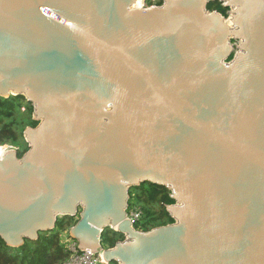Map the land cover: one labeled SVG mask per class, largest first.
Wrapping results in <instances>:
<instances>
[{
    "label": "water",
    "instance_id": "water-1",
    "mask_svg": "<svg viewBox=\"0 0 264 264\" xmlns=\"http://www.w3.org/2000/svg\"><path fill=\"white\" fill-rule=\"evenodd\" d=\"M137 1L0 0V96L38 122L0 157V237L74 217L107 264H264V0ZM147 182L174 221L144 231Z\"/></svg>",
    "mask_w": 264,
    "mask_h": 264
},
{
    "label": "trees",
    "instance_id": "trees-1",
    "mask_svg": "<svg viewBox=\"0 0 264 264\" xmlns=\"http://www.w3.org/2000/svg\"><path fill=\"white\" fill-rule=\"evenodd\" d=\"M163 1L157 0L158 5ZM210 9L228 16L229 8L219 1L211 3ZM37 124L33 119V106L23 96H0V145L19 146L20 156L23 155L28 149L24 131L26 127ZM130 193L129 209L138 206L142 212L141 220L135 224L137 229L147 231L174 221L166 208L174 200L165 187L147 182L131 188ZM76 221L74 217L63 219L53 231L40 233L38 240H27L19 248L7 246L0 237V264H61L69 257V252L61 240V233L69 230ZM123 239V234L108 228L103 232L102 244L104 247H113L117 241Z\"/></svg>",
    "mask_w": 264,
    "mask_h": 264
},
{
    "label": "built area",
    "instance_id": "built-area-1",
    "mask_svg": "<svg viewBox=\"0 0 264 264\" xmlns=\"http://www.w3.org/2000/svg\"><path fill=\"white\" fill-rule=\"evenodd\" d=\"M10 150H16L17 152H21V148L19 146H14L11 144H1L0 157L4 156ZM141 217H142V212L139 207L133 206L131 209L128 210V218L133 222L134 225L141 220ZM64 244L69 252V257L66 260H64L61 264H104L105 263L101 252H94V251L80 249L78 247V243L72 237L69 238L66 242H64Z\"/></svg>",
    "mask_w": 264,
    "mask_h": 264
},
{
    "label": "rangeland",
    "instance_id": "rangeland-1",
    "mask_svg": "<svg viewBox=\"0 0 264 264\" xmlns=\"http://www.w3.org/2000/svg\"><path fill=\"white\" fill-rule=\"evenodd\" d=\"M144 4L145 6H152V5H158V2L157 0H145ZM227 17H229V15ZM69 238H71L69 234V230L63 231L61 233V240L63 241V243L66 242Z\"/></svg>",
    "mask_w": 264,
    "mask_h": 264
},
{
    "label": "bare ground",
    "instance_id": "bare-ground-1",
    "mask_svg": "<svg viewBox=\"0 0 264 264\" xmlns=\"http://www.w3.org/2000/svg\"><path fill=\"white\" fill-rule=\"evenodd\" d=\"M143 1H144V0H138V1H137V6H141V5L143 4Z\"/></svg>",
    "mask_w": 264,
    "mask_h": 264
}]
</instances>
